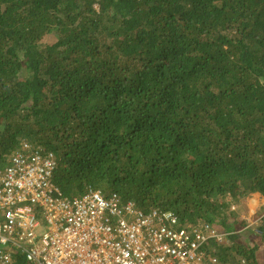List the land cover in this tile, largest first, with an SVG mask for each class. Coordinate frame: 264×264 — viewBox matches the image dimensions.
<instances>
[{"label": "trees", "instance_id": "16d2710c", "mask_svg": "<svg viewBox=\"0 0 264 264\" xmlns=\"http://www.w3.org/2000/svg\"><path fill=\"white\" fill-rule=\"evenodd\" d=\"M22 139L66 195L209 222L220 264H264V217L250 245L227 215L264 196V0H0V158Z\"/></svg>", "mask_w": 264, "mask_h": 264}, {"label": "built area", "instance_id": "2783aa9c", "mask_svg": "<svg viewBox=\"0 0 264 264\" xmlns=\"http://www.w3.org/2000/svg\"><path fill=\"white\" fill-rule=\"evenodd\" d=\"M57 166L27 139L0 158V264H220L208 248L229 233L91 187L68 196Z\"/></svg>", "mask_w": 264, "mask_h": 264}, {"label": "rangeland", "instance_id": "374dc122", "mask_svg": "<svg viewBox=\"0 0 264 264\" xmlns=\"http://www.w3.org/2000/svg\"><path fill=\"white\" fill-rule=\"evenodd\" d=\"M231 214V221L236 228L235 233L239 234L241 241L252 245L253 237L257 233L256 228L264 217V196L260 193H252L243 202L233 203L227 212V215ZM263 256L264 245L260 246L259 251V257L263 258Z\"/></svg>", "mask_w": 264, "mask_h": 264}]
</instances>
